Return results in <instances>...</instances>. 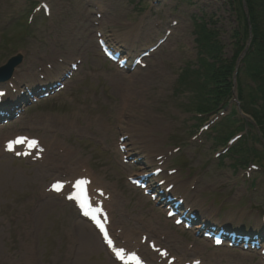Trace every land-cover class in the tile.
Instances as JSON below:
<instances>
[{
	"label": "rangeland",
	"instance_id": "374dc122",
	"mask_svg": "<svg viewBox=\"0 0 264 264\" xmlns=\"http://www.w3.org/2000/svg\"><path fill=\"white\" fill-rule=\"evenodd\" d=\"M42 1L50 6L47 15ZM201 21L216 30L221 52L229 58L236 23L225 0H0V66L20 54L13 70L20 84H48L46 66L66 76L58 80L59 89L22 104L17 116L0 122V175H8L0 181V264H120L105 247L81 255L76 233L81 218L68 196L51 189L55 178L66 179L65 188L68 180L85 175L84 169L109 194L111 232L123 246L138 243L136 250L146 257V242L139 236L156 238L152 227H158L164 233L159 245L181 260L199 256L202 264H262L259 250L204 247V240L174 226L156 199L128 181L151 154L178 195L192 192L185 204L201 219L246 230L261 223L264 161L247 159L260 165L255 169L228 153L217 156L224 146L215 138L217 126L199 128L206 119L193 116L198 98L189 80H177L185 65L197 66L194 25ZM99 33L131 61L159 38L163 41L141 59L145 66H130V61L124 69L101 54ZM71 62L78 69L70 71ZM241 79L251 84L247 74ZM117 80L124 82L122 91ZM242 116L231 118L232 133L241 131V138L247 135L248 145L255 146L250 126L248 132L237 127L236 120L244 124ZM14 134L37 136L42 158L6 152L3 140Z\"/></svg>",
	"mask_w": 264,
	"mask_h": 264
},
{
	"label": "trees",
	"instance_id": "16d2710c",
	"mask_svg": "<svg viewBox=\"0 0 264 264\" xmlns=\"http://www.w3.org/2000/svg\"><path fill=\"white\" fill-rule=\"evenodd\" d=\"M245 2L249 10V20L242 0H226L236 20V28L232 30L234 52L228 59L221 53L222 46L216 39L215 30L206 23L196 24L195 39L199 48V66L191 70L190 81L198 93L195 110L207 113L216 109L223 101L226 105V99L232 95L235 60L249 37L250 23L251 41L237 72V93L242 100V110L250 115L259 129L261 137L254 134L256 141H259L264 139V0ZM242 72L253 81L251 85H246V91L239 75ZM184 76L183 74L182 77ZM251 151L254 157L264 160V151L257 152L255 148L246 146L245 139L231 149L234 155L239 156H245Z\"/></svg>",
	"mask_w": 264,
	"mask_h": 264
},
{
	"label": "bare ground",
	"instance_id": "6f19581e",
	"mask_svg": "<svg viewBox=\"0 0 264 264\" xmlns=\"http://www.w3.org/2000/svg\"><path fill=\"white\" fill-rule=\"evenodd\" d=\"M48 73H49L48 75H51V74H55L57 72H55V71H48ZM19 87H21V86H19ZM19 89H21V88H19ZM118 89L120 91H122L124 89V82L121 81V80H117V90ZM126 95H127V93H126ZM14 96H16V95H14ZM127 101H128V99L126 100V102ZM66 153H68V152H66ZM149 160H150V162H154L155 163V160L152 158V155L151 154H149ZM2 172L3 173L0 175V181H3V180H5L8 177L7 172H5V171H2ZM72 175H73V172H72ZM79 175H83V174H79ZM87 178L91 179V183L92 182H95L94 178L92 176H90L89 174H87ZM91 185L94 186L93 183ZM97 188L103 189V185L98 186ZM102 193L103 194L105 193V190L104 189H103ZM91 194H92V192H91ZM93 196H95V195H93ZM102 197H103V195L101 197H99V198L96 197V199L101 201L102 200ZM113 199H116L115 195H114V198ZM107 204H108V201H107ZM109 224H110V221H109ZM76 226H77L76 233L78 235H80V238H81V241H82L81 242V245H82L83 248L82 249H79V251L81 252V255H83L85 253H89V252L95 251V250H99V248L101 249L102 247H105L106 250H107V247L105 245L104 246L102 245V242H101L102 240H100L99 233L96 231V229L87 220H85L84 218L81 217L80 220H77L76 221ZM258 227H259L258 225H255L254 228H256V229H252V230H258L259 229ZM193 230H195V229H193ZM150 236H153V235H150ZM150 236H149V238L151 240V237ZM139 238H141V234H140ZM155 239L158 242L160 241L159 237H157V236H156ZM135 246L136 245H134L133 247H135ZM206 246H208V242L205 241L204 247H206ZM114 247L115 246H113V248ZM204 247H203V249H204ZM115 248H117V247H115ZM193 250L194 249H192V251ZM196 250H200L201 251L202 248H199L198 247V248H196ZM203 252H204V250L202 251V253ZM149 253H150V255H148L147 257L143 256V257H145L146 260H148V261L151 260L153 262V264H165L166 263V260L167 259H165L163 256H161V255H158L157 256L153 251L152 252L149 251ZM179 257L180 256H178V259L175 260L172 264H179L181 262L180 259H179ZM78 264H85V263H83L81 261H78Z\"/></svg>",
	"mask_w": 264,
	"mask_h": 264
},
{
	"label": "snow or ice",
	"instance_id": "6c2138e0",
	"mask_svg": "<svg viewBox=\"0 0 264 264\" xmlns=\"http://www.w3.org/2000/svg\"><path fill=\"white\" fill-rule=\"evenodd\" d=\"M0 94H2V93H0ZM23 142H24L23 140L15 141V143H23ZM35 146H36V142L32 141L30 144V147H35ZM7 147L9 150H12L13 145L10 143V144H8ZM84 185H85V181H83V180L76 181L73 186H74V188H76L78 190L77 194L76 195H69V197H68V199H70V200H77L82 208H84L86 205V196H85L84 191H83ZM62 188H63V184L59 183V182L54 183L52 185V189L54 191H57V192L61 191ZM85 215H91L92 219L96 222L97 227H99L101 229V231L104 233L106 243L109 245L110 248L113 247L112 241L108 238V234L104 230V224L101 223V221L97 218L95 212H92V213L85 212ZM217 243H220V241H217ZM115 255L120 260H124L123 250L115 252ZM196 264H199V262L197 261Z\"/></svg>",
	"mask_w": 264,
	"mask_h": 264
},
{
	"label": "water",
	"instance_id": "95a60500",
	"mask_svg": "<svg viewBox=\"0 0 264 264\" xmlns=\"http://www.w3.org/2000/svg\"><path fill=\"white\" fill-rule=\"evenodd\" d=\"M20 60H21L20 55L13 56L7 60L6 64L3 66V68H4V70H6L8 72V75L11 73L13 67L16 64H18Z\"/></svg>",
	"mask_w": 264,
	"mask_h": 264
}]
</instances>
